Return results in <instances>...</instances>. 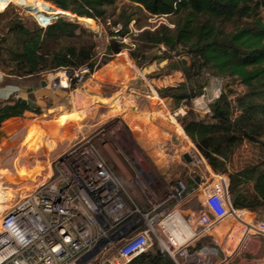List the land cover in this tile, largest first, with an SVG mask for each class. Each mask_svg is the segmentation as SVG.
Here are the masks:
<instances>
[{
	"label": "trees",
	"instance_id": "1",
	"mask_svg": "<svg viewBox=\"0 0 264 264\" xmlns=\"http://www.w3.org/2000/svg\"><path fill=\"white\" fill-rule=\"evenodd\" d=\"M43 1L75 17L57 18L45 27L31 29L17 21L10 22L8 34L14 36L13 44L0 47V68L7 70V75L34 78L59 69L99 68L125 48L117 38L127 36V26L135 21V13L167 19L170 26L159 24L152 31L142 30L138 40L151 47H164L162 59L170 60L172 53L188 57L186 64L167 63L165 70L180 71L183 80L158 91L161 98L171 99L174 107L185 105L187 110L178 119L181 127L172 117L168 120L163 115H151L164 126L169 121L176 124L179 133L186 135L210 169L226 174L232 208L264 215V156L239 169L229 171L226 167V160L236 147L242 143L260 144L264 137V20L260 15L264 12V0H124L131 6L117 14L113 25L119 29L110 32L111 38L98 63L94 34L76 19L104 20L106 8L118 0ZM222 24H230V30H223ZM129 55L136 60V52ZM205 75L236 81L242 90L236 93L225 85L207 105L208 113L199 117L189 104L202 94L207 84ZM25 111L40 114L39 108L20 104L13 98L0 101V123ZM41 141L47 143L50 139L44 135ZM2 173L7 172L0 170ZM127 264L174 263L153 246Z\"/></svg>",
	"mask_w": 264,
	"mask_h": 264
},
{
	"label": "built area",
	"instance_id": "2",
	"mask_svg": "<svg viewBox=\"0 0 264 264\" xmlns=\"http://www.w3.org/2000/svg\"><path fill=\"white\" fill-rule=\"evenodd\" d=\"M87 71L81 67L64 81H80ZM96 136L112 163L128 171L135 192L127 190L93 135L76 140L53 160L46 181L2 210L0 264H127L153 246L174 264H214L220 243H198L226 218L239 225L243 242L251 235L264 238V215L242 220V210L229 203L225 176L213 173L194 145L182 163L183 177L168 182L142 173L144 184L121 139L102 131ZM223 253L218 264L233 256Z\"/></svg>",
	"mask_w": 264,
	"mask_h": 264
},
{
	"label": "rangeland",
	"instance_id": "3",
	"mask_svg": "<svg viewBox=\"0 0 264 264\" xmlns=\"http://www.w3.org/2000/svg\"><path fill=\"white\" fill-rule=\"evenodd\" d=\"M2 1L3 6L0 8L1 48H9L13 44L14 36L8 34V24L12 21H17L18 24L31 29L42 28L41 20L44 21V24H49L57 18L73 20L75 17L65 11H62L65 16L54 14L57 8L49 2L45 5L44 11L36 12L20 7L16 0ZM129 6L131 5L124 0H118L114 6L106 8L107 18L104 20L76 19L83 28L94 34L93 39L96 43L97 52L96 63L102 59L104 48L111 38L110 32L119 29L117 25H113V21L117 19V14L122 8ZM260 15L264 20L263 11ZM133 18L135 21H131L127 26V36L117 38L121 39L125 48L118 54L112 55L106 64L83 73V78L80 81L72 79L64 88L55 86L58 80H66L68 75L75 71L65 69L44 72L38 77L29 79L24 77L22 79L23 85H34L36 88L31 95L25 98L38 104L40 114L36 115L35 118L36 120L38 118V120L46 119V122L43 123L46 124V128L44 127L46 130H44L50 141L49 143L37 141L36 132L42 131L43 126H35V122L33 127L29 128L23 136L16 137L14 141L9 142L0 151V159H2L7 149H12L14 146L18 147L17 171L4 174L3 176L9 178L0 180L1 214L5 206L30 192L37 183L44 180L51 169L53 160L65 149L76 140L92 135L109 164L113 165L114 170L124 182L127 190L134 193L135 186L131 183V176L128 171L123 169V166V168L121 167L122 164L116 162L115 166L112 163L110 157L107 156V152L111 154L109 149L106 148L105 152L100 148V142L95 135L101 131L104 137H110V140L121 139V144L128 148L135 162L130 161V168L133 173L138 174V180L141 183L145 184L142 173L148 180H151V176H163L168 182L173 181L176 177H183L182 163H184L185 155L192 149L193 144L188 138L186 140L182 137L176 128V124L180 126L178 119L183 117L187 108L185 105L174 107L171 99L165 98L167 107V112L163 111L165 118L169 120L172 117L176 124L169 121L168 126H166V133H163L155 126L153 115L141 110L139 104L141 101L144 103L145 97L149 101L157 96L160 97L158 93L160 89L179 84L183 80L182 73L180 71L167 72L165 66L172 61H183L186 64L188 57L172 53L170 60L162 59L160 57L165 53L164 47H151L146 43L141 44L139 42V32L145 29L152 31L159 24L170 26L167 19L146 17L140 13H135ZM220 27L228 31L231 25L222 24ZM130 52L137 53L136 60L130 57ZM2 54L5 55V52ZM0 70L10 77H7L5 81L15 80L12 75L6 74L7 70L1 68ZM50 76L54 78L50 79ZM205 79L207 84L202 94L193 98L189 104L193 112L199 117L208 113L207 105L217 98L225 85H228V89L236 93L242 90L236 81L230 79L224 80L213 75H205ZM41 82H45L43 87L40 86ZM76 90H80L85 97L97 98L101 102L76 109L73 103V94ZM146 108L155 110L153 105H148ZM63 112L66 114L63 115ZM263 156L264 137L260 139V144L242 143L236 147L226 160V167L229 171L239 169L244 164L256 161ZM19 165H22L20 170L18 169ZM199 169L203 170L201 166ZM19 172L21 173L19 174ZM220 175L226 176V174ZM137 197L142 199V195L139 193ZM246 213H242V220L254 222L260 218V216L253 218L252 215L249 218V214L246 215ZM231 222L235 226L234 238L226 244L227 246H223V250L229 252L230 256L233 254L234 257L236 253H239L236 254V257H232L231 263L236 264L240 261V264H264V238L251 235L249 241L243 242L240 237L239 225L232 219ZM256 241H258L257 244Z\"/></svg>",
	"mask_w": 264,
	"mask_h": 264
},
{
	"label": "crops",
	"instance_id": "4",
	"mask_svg": "<svg viewBox=\"0 0 264 264\" xmlns=\"http://www.w3.org/2000/svg\"><path fill=\"white\" fill-rule=\"evenodd\" d=\"M7 77L8 76H6L0 70V101H6L12 97L15 100L18 97L25 98L28 95H31L33 93V91L30 93L26 92L27 89L35 87V86L34 85H30V86L29 85H27V86L23 85L22 79H24V78L13 77V79H15V80H12L9 82V81H5ZM8 78H10V77H8ZM27 79H29V78H27ZM146 98L147 97H145L144 103H142V101H141L139 104V106L141 107V110H144L145 113L150 114V115L154 113L155 116L157 114H159V115H163L165 117L164 112L165 111L167 112L166 99L159 97L160 100H158L159 102L156 103V101L154 102L153 98H152L153 100H151V101L147 100ZM131 100L133 102H136L133 99H131ZM37 103H38V101H37ZM36 105H37V108H39L38 104H36ZM148 105H153V108L155 110H151L152 108H146V106H148ZM144 108H146V109H144ZM35 117H36V114H34L33 112L25 111L19 117H11V118H8V119L4 120L3 122H1L0 123V151L9 142L14 141L16 139V137L23 136L24 133H26V131L29 130V128L33 127L35 122H36L35 126L36 125H42L43 126L42 131L36 132V139H37V141L41 142L42 137L44 135H46L45 134L46 133L45 132L46 124H43L46 121L45 120H38V119L36 120ZM153 121H155L154 122L155 126L157 128H159V130H161V132L166 133L165 132L166 126L162 125L161 123H159L155 119ZM181 135L183 138H186V140H187L186 135L185 136L183 134H181ZM17 150H18L17 146H14L12 149H7L3 158L0 159V170H5L7 172V173H2L0 175L11 174V173H15L17 171V166H18V163H17L18 160L16 158V156L18 155ZM208 168H209V166H208ZM225 178H226V176H225ZM226 180H227V178H226ZM244 211L247 212L246 215L249 214V218L251 215L253 218L259 217V215L257 213L250 212L248 210L243 209L242 212H244ZM242 212H241V216L243 215ZM248 221H250V220H248ZM234 229H235V226H234L233 222H231L230 218L223 219V220L219 221L214 226L213 233H212L211 237H205V238L201 239L200 242L198 243V245H214L215 240H217L218 242L220 241V246L218 247L217 254L213 255L211 258L212 259L211 261L214 264H218L221 261L223 254H224L223 253V246H226V244L232 240V233H233ZM250 238H251V236H249L246 241H249ZM246 241H244V242H246ZM257 243H258V241H256V244ZM236 254H239V253H236ZM236 254L234 257L237 256ZM232 257L233 256H231L228 264H230L232 262L231 261ZM236 264H240V261L237 262Z\"/></svg>",
	"mask_w": 264,
	"mask_h": 264
},
{
	"label": "bare ground",
	"instance_id": "5",
	"mask_svg": "<svg viewBox=\"0 0 264 264\" xmlns=\"http://www.w3.org/2000/svg\"><path fill=\"white\" fill-rule=\"evenodd\" d=\"M17 1V5H19L20 7L22 6V7H25V8H28V9H31V10H33V11H36V12H42V11H44V9H46L45 8V5H47L48 3L47 2H45V1H43V0H16ZM3 6V1L2 0H0V8ZM51 7V6H50ZM53 10V9H52ZM30 11V10H29ZM47 13V12H46ZM21 14H22V12H21ZM54 14H56V15H59V16H65V13L64 12H62V11H59V9H56V12L54 13ZM37 15V14H36ZM23 16V15H22ZM27 18V17H26ZM41 18V17H40ZM29 19V18H28ZM32 19V18H31ZM71 19V18H70ZM51 20V19H50ZM42 21V26L44 27V26H46L45 24H47V23H45L44 24V21L43 20H41ZM40 22V21H39ZM52 22V21H51ZM52 78H54V77H52V76H50V79H52ZM56 86H58V87H61V88H64V87H66L67 86V83L65 82V81H59L58 80V82H57V84H56ZM98 102H101V100H99V99H97V98H92V97H85V96H83V94H82V92L80 91V90H76L75 91V93L73 94V103H74V106H75V108L76 109H80V107L81 106H86V107H88V106H90L91 104H93V103H98ZM50 174H51V169H50V171L48 172V174L46 175V177L44 178V180H42V181H40L39 183H37L35 186H34V188L36 187V186H38L39 184H41L42 182H44V181H46L48 178H49V176H50ZM9 177H6V176H3V175H0V180H7ZM33 188V189H34ZM32 189V190H33ZM31 190V191H32ZM30 191V192H31ZM29 193V192H28ZM27 194V193H26ZM26 194H24V195H22L21 197H23V196H25ZM21 197H19V198H21ZM19 198H17V199H19ZM16 199V200H17ZM15 200V201H16ZM14 201V202H15ZM0 210H1V208H0ZM0 215H1V211H0Z\"/></svg>",
	"mask_w": 264,
	"mask_h": 264
},
{
	"label": "water",
	"instance_id": "6",
	"mask_svg": "<svg viewBox=\"0 0 264 264\" xmlns=\"http://www.w3.org/2000/svg\"><path fill=\"white\" fill-rule=\"evenodd\" d=\"M184 49L182 48L181 51H183ZM182 63L184 64V62L182 61ZM41 87H43L45 85V82H41ZM35 90V87H32V88H29L26 90L27 93H30L32 91ZM16 101L19 102L20 104H25V105H28L29 107L31 108H37V105L35 104V102H33L32 100L30 99H26V98H16Z\"/></svg>",
	"mask_w": 264,
	"mask_h": 264
}]
</instances>
